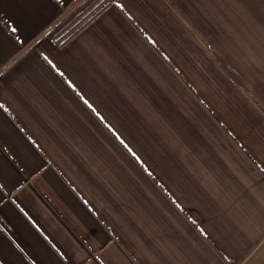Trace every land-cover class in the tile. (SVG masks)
<instances>
[{"label": "crops", "instance_id": "0c3cea01", "mask_svg": "<svg viewBox=\"0 0 264 264\" xmlns=\"http://www.w3.org/2000/svg\"><path fill=\"white\" fill-rule=\"evenodd\" d=\"M83 2L0 0L4 264H264V0Z\"/></svg>", "mask_w": 264, "mask_h": 264}, {"label": "snow or ice", "instance_id": "6c2138e0", "mask_svg": "<svg viewBox=\"0 0 264 264\" xmlns=\"http://www.w3.org/2000/svg\"><path fill=\"white\" fill-rule=\"evenodd\" d=\"M114 3L118 7H123V5L119 3V0H114ZM5 29H10L12 33H15L17 31H19V29H20V21L16 20L14 22V19L11 16L0 14V34L6 35ZM16 39L19 40V37H17ZM45 59H47V57H45ZM49 63L51 64L52 61H49ZM53 67H55V65H53ZM56 71L60 72V69L56 68ZM69 84L72 87H75V85L71 84V81H69ZM85 103H88V101L85 100ZM2 106L3 105H0V107H2ZM89 107H92V105L90 103H89ZM97 115H99V113H97ZM0 187H2V185H0ZM0 204H3V200L2 199H0ZM2 227L3 226L0 225V228H2ZM0 264H4V260L2 258H0Z\"/></svg>", "mask_w": 264, "mask_h": 264}, {"label": "rangeland", "instance_id": "374dc122", "mask_svg": "<svg viewBox=\"0 0 264 264\" xmlns=\"http://www.w3.org/2000/svg\"><path fill=\"white\" fill-rule=\"evenodd\" d=\"M89 1L91 0H85V2H83L72 14L82 11L80 15H86L87 13H90L92 10H94L96 5L100 4L101 2V0H96L95 2L90 4Z\"/></svg>", "mask_w": 264, "mask_h": 264}]
</instances>
